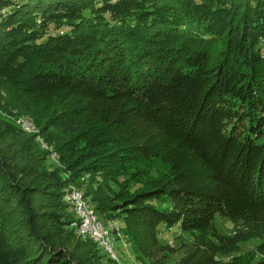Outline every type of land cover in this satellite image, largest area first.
<instances>
[{"label":"trees","instance_id":"1","mask_svg":"<svg viewBox=\"0 0 264 264\" xmlns=\"http://www.w3.org/2000/svg\"><path fill=\"white\" fill-rule=\"evenodd\" d=\"M4 10L5 184L48 194L38 216L58 219L47 190L55 187L58 197L65 182L33 186L58 172H38L47 159L36 135L24 134L12 118L30 117L48 144L70 151L62 163L74 173L82 157L98 159L95 127H116L123 103H133L135 156L155 154L166 174L109 205L96 200L99 217L123 218L139 259L157 249L158 229L177 227L198 235L196 249L179 264H220L219 246L208 239L220 216L244 230L228 244L261 240L256 264H264V0H0V14ZM79 141L91 151L76 154ZM107 167L95 165L96 173ZM48 258L26 263L0 224V264L64 261Z\"/></svg>","mask_w":264,"mask_h":264},{"label":"rangeland","instance_id":"2","mask_svg":"<svg viewBox=\"0 0 264 264\" xmlns=\"http://www.w3.org/2000/svg\"><path fill=\"white\" fill-rule=\"evenodd\" d=\"M4 12L5 10L0 15ZM50 29L54 30V27L51 26ZM64 29L59 28L58 33L70 31ZM134 107L133 103H123L121 120L116 127H95L92 143L99 144L95 149L98 159L91 163L92 161H86L85 157L80 156L82 159L79 160L78 169L74 173L65 170L62 163V158H66L70 151H57L54 145L48 144L30 117L21 115L12 118L13 123L24 134L36 135L38 152L42 160L47 159L38 172L48 177L51 172H58L55 180H45V183L41 181L33 186L41 188L49 182L57 180L65 182L63 190L59 191L63 194L58 197L55 196L57 192L55 187L47 190L53 195L49 211L59 216L58 219L46 221L38 216L45 207H39V202L49 198V195H38L34 191L26 194L23 186L16 181H11L12 186L5 184L3 175L6 176L7 173L0 168V224L16 244L26 263L37 260L45 262L49 256L48 262L54 258L58 261L64 258L60 264H179L196 249L198 235L180 232L177 227L160 228L157 231V249L148 255H142L139 259L133 245L129 244L126 238L127 231L123 218L104 213L103 218L106 219L102 220L96 213L98 204L96 200L101 201L102 206L109 205L152 187L166 174L162 161L155 154L135 156L137 143L133 142L134 135L130 133L131 125L136 126L130 120V115L135 113ZM24 119L32 129L29 132L19 124V121ZM91 148L83 141L74 146L78 155L91 151ZM100 163L108 167L96 173L95 165L99 166ZM10 188L13 189L12 192ZM19 193L23 195L20 196ZM67 205L70 210L66 209ZM76 205L81 206L93 219V223L100 225L107 232L106 245L99 241L95 243L89 235L81 232V222L86 217L76 209ZM243 231L241 223L216 217L215 230L209 232L208 239L219 246L221 254L217 259L220 264H231L236 261L241 264H256L261 260L262 257L257 253V247L261 243L259 238L255 237L237 245L227 243Z\"/></svg>","mask_w":264,"mask_h":264},{"label":"bare ground","instance_id":"3","mask_svg":"<svg viewBox=\"0 0 264 264\" xmlns=\"http://www.w3.org/2000/svg\"><path fill=\"white\" fill-rule=\"evenodd\" d=\"M19 121V120H18ZM19 124H20V126L22 127V128H25L26 130H28V132H29V130L31 129V127H30V125L28 124V122L27 121H25V119L24 120H20L19 121ZM31 124V123H30ZM32 130V129H31ZM31 132H33V131H31ZM70 192V191H69ZM79 195V194H78ZM72 199V198H71ZM85 201V200H84ZM66 202H68V201H66ZM82 203V202H81ZM71 205V204H70ZM73 205V204H72ZM75 205V204H74ZM77 206V205H76ZM75 207V206H74ZM77 210H79V212H82V214L84 215V217H86V219L83 221V222H81V220L79 221V222H81L82 223V225H81V232L84 234V235H89V238L91 237L92 239H94L93 241H95V243H96V241H99L100 243H103V244H105L106 245V239H107V232L106 231H104L101 227H100V225H98V224H94L93 223V219H91V217L89 216V215H87L84 211H83V209L81 208V206H77V208H76ZM85 209V208H84ZM73 210V209H72ZM76 212V211H75ZM89 213V212H88ZM91 214V213H90ZM76 217V216H75ZM95 218V217H94ZM79 222H78V224H79ZM96 222V221H95ZM99 223V222H98ZM107 224V223H106ZM80 225V224H79ZM111 228V227H110ZM110 232H111V229H110ZM113 232V231H112ZM82 233H81V235H82ZM111 234V233H110ZM116 234V233H115ZM83 235V236H84ZM111 236V235H110ZM109 236V237H110ZM111 238V237H110ZM114 244V243H113ZM101 246V245H100ZM105 248V247H104ZM113 249V248H112ZM105 251V250H104ZM113 254V253H112Z\"/></svg>","mask_w":264,"mask_h":264}]
</instances>
